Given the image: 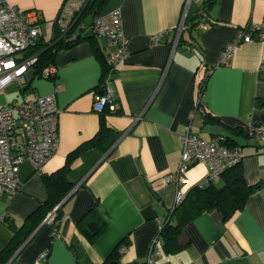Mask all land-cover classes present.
<instances>
[{
    "label": "crops",
    "instance_id": "1",
    "mask_svg": "<svg viewBox=\"0 0 264 264\" xmlns=\"http://www.w3.org/2000/svg\"><path fill=\"white\" fill-rule=\"evenodd\" d=\"M7 1L37 10L42 37H53L64 0ZM203 3L196 0L192 8ZM184 5L185 0H108L103 6L99 13L121 9L130 42L114 77L116 110L105 114L118 135L106 151L88 146L74 155L68 178L75 187L56 221L40 224L3 264H264V184L229 220L214 209L186 224L190 244L183 249L168 251L159 236L178 190L207 184L209 168L203 162L188 170L189 184L167 180L178 167L182 132L199 99L205 110L196 111L193 128L204 138L224 135L227 145L241 147L246 181H264V141L249 133L264 113V37L237 43L240 28L264 20V0H216L204 24L185 25L177 37ZM94 17L87 15L84 34H91ZM231 44L232 57L222 63V52ZM96 46L110 49L105 36L83 39L57 51L56 76H35L34 69L27 74L23 96L57 90L59 142L41 169L28 161L20 165L17 193H0V217L5 218L0 252L15 227L47 199L44 175L62 168L69 154L100 129L96 96L103 88V64ZM215 181L223 184L224 178ZM97 216L105 224L94 236L87 230ZM43 252L46 258L40 257Z\"/></svg>",
    "mask_w": 264,
    "mask_h": 264
},
{
    "label": "built area",
    "instance_id": "2",
    "mask_svg": "<svg viewBox=\"0 0 264 264\" xmlns=\"http://www.w3.org/2000/svg\"><path fill=\"white\" fill-rule=\"evenodd\" d=\"M192 0H185L184 10L177 37L185 28L188 7ZM85 0H64L57 21L62 29L69 26L75 13L82 8ZM37 10H25L7 0H0V96L6 87L17 82L20 93L28 83V72L34 69L37 56L26 55V50L33 46L42 36ZM204 24V23H203ZM91 29L97 36H105L109 50L106 59L110 66L103 80L102 91L96 96V108L116 110L114 78L112 73L118 63L129 55V38L123 30L122 11L114 8L106 13L97 14ZM163 34L154 37L159 41ZM264 37V20L251 22L238 30L237 43L251 42ZM235 44L227 46L221 57L226 63L232 57ZM58 71L56 64L46 66L44 74L54 77ZM197 110L204 111L203 103L190 113V119L182 132L183 147L180 161L175 171L168 172L167 180L177 184L187 185L190 178L188 170L195 162L206 163L209 171L207 183L217 180L231 166L238 165L244 158V152L239 146H229L226 136L219 135L204 138L192 126V119ZM59 113L57 90L48 94H35L32 97H16L3 102L0 98V193L13 195L21 189L19 178L20 165L28 161L36 169H41L55 152L59 142ZM249 133L264 141V113L260 120L250 127ZM186 197V191L179 189L173 207L179 205ZM56 207L44 219L55 222ZM0 217V222L4 221ZM126 245L120 247L123 252ZM41 258L47 257L43 252ZM153 260L151 256L150 261ZM90 264H103L92 262ZM119 264V263H116Z\"/></svg>",
    "mask_w": 264,
    "mask_h": 264
},
{
    "label": "trees",
    "instance_id": "3",
    "mask_svg": "<svg viewBox=\"0 0 264 264\" xmlns=\"http://www.w3.org/2000/svg\"><path fill=\"white\" fill-rule=\"evenodd\" d=\"M108 0H85L84 5L78 10L74 17L71 19L69 26L62 29L59 22L56 20L54 24V35L51 39L46 40L40 37L38 41L29 47L25 54L37 56V61L34 65V74L39 77L50 76L44 74L43 70L46 66L55 64V56L59 49L72 46L83 39H94L97 35L93 32L90 25L91 34H84L83 29L87 26L86 18L88 14H99L103 6ZM216 0H204L202 7L198 10L190 6L185 25L189 29L194 28L195 24H201L207 21L209 8ZM86 28V27H85ZM182 41V36L179 38V43ZM97 56L103 64L102 79L103 82L105 75L109 72L110 66L107 62V51L100 46L95 47ZM117 68L112 73L115 77ZM103 87V83H102ZM204 91L202 85L200 93ZM24 93V90H23ZM22 93V94H23ZM200 103H203L199 99ZM114 112L105 107L100 112L102 113L100 129L96 135L82 143L75 151L71 152L68 156L66 164L51 174L44 175V181L48 190L47 199L42 202L26 219L22 227H15V234L11 242L0 252V264H3L4 259H8L20 246L25 243L34 230L41 224L44 217L52 209L58 206L63 198L71 191L74 184L69 180L68 173L71 168V160L74 155L81 149L88 146L101 147L104 151L114 143L115 137L118 135L114 129L109 126L105 119L107 112ZM209 114L208 112L206 113ZM209 119L211 117L207 116ZM236 146V144H231ZM223 184H218L212 181L202 186L192 187L186 192L185 199L177 206L170 209L168 216L163 222L160 229L159 236L162 237L166 249L168 251H177L185 248L190 244V240L185 237V226L198 215L218 209L223 213L224 220H229L237 212L242 210L246 204L248 197L257 189H259L264 181L256 184H249L246 181L244 172L240 164L229 167L223 174ZM62 205L56 209L57 215L61 213ZM98 219L94 223L92 230H87L91 235L97 236L104 228L105 220L97 216ZM5 221V219H4ZM21 235V238L19 237ZM18 238V239H17ZM17 239V241H16ZM118 263V262H117ZM103 264H107L103 262Z\"/></svg>",
    "mask_w": 264,
    "mask_h": 264
},
{
    "label": "rangeland",
    "instance_id": "4",
    "mask_svg": "<svg viewBox=\"0 0 264 264\" xmlns=\"http://www.w3.org/2000/svg\"><path fill=\"white\" fill-rule=\"evenodd\" d=\"M192 2V5L195 6L196 0H192ZM20 92V85L17 82H12L6 87L0 98L3 102H6L7 100H12L16 97H22Z\"/></svg>",
    "mask_w": 264,
    "mask_h": 264
},
{
    "label": "water",
    "instance_id": "5",
    "mask_svg": "<svg viewBox=\"0 0 264 264\" xmlns=\"http://www.w3.org/2000/svg\"><path fill=\"white\" fill-rule=\"evenodd\" d=\"M189 8H190V5H189V7H188V10H189ZM75 187V186H74ZM74 187L71 189V191L63 198V200L58 204V206L56 207V209L58 208V207H60L65 201H66V199L71 195V193L73 192V190H74ZM44 222H46V221H43L41 224H43ZM36 231V230H35ZM34 231V232H35ZM33 235V233L29 236V237H31ZM110 264H116L115 262H111Z\"/></svg>",
    "mask_w": 264,
    "mask_h": 264
}]
</instances>
